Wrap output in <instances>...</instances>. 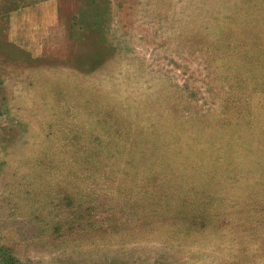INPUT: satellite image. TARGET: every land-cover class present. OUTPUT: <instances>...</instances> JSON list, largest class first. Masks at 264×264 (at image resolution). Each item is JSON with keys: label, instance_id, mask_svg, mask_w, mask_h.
Here are the masks:
<instances>
[{"label": "rangeland", "instance_id": "rangeland-1", "mask_svg": "<svg viewBox=\"0 0 264 264\" xmlns=\"http://www.w3.org/2000/svg\"><path fill=\"white\" fill-rule=\"evenodd\" d=\"M0 264H264V0H0Z\"/></svg>", "mask_w": 264, "mask_h": 264}]
</instances>
